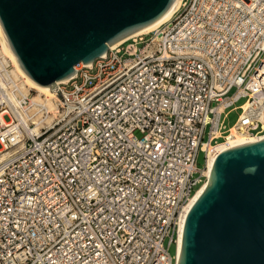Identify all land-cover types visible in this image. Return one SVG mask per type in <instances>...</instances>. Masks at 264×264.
I'll return each instance as SVG.
<instances>
[{
  "label": "built area",
  "instance_id": "built-area-1",
  "mask_svg": "<svg viewBox=\"0 0 264 264\" xmlns=\"http://www.w3.org/2000/svg\"><path fill=\"white\" fill-rule=\"evenodd\" d=\"M7 67L0 264H174L180 210L228 113L264 135V0H180L156 29L78 63L56 116Z\"/></svg>",
  "mask_w": 264,
  "mask_h": 264
},
{
  "label": "water",
  "instance_id": "water-1",
  "mask_svg": "<svg viewBox=\"0 0 264 264\" xmlns=\"http://www.w3.org/2000/svg\"><path fill=\"white\" fill-rule=\"evenodd\" d=\"M175 1L0 0V26L22 71L54 89L78 63L153 24ZM174 264H264V137L215 155Z\"/></svg>",
  "mask_w": 264,
  "mask_h": 264
},
{
  "label": "bare ground",
  "instance_id": "bare-ground-1",
  "mask_svg": "<svg viewBox=\"0 0 264 264\" xmlns=\"http://www.w3.org/2000/svg\"><path fill=\"white\" fill-rule=\"evenodd\" d=\"M179 3H180V0H176L174 2L173 6L170 8V10L164 16H162L159 20H157L153 24H151V25L147 26L146 28L136 32L133 35L144 34V33H147V32H150V31L156 29L159 25L166 22L172 16L173 12L178 8ZM123 40H121V41H123ZM121 41L114 43L109 47H112V46L120 43ZM0 47H1L0 51L3 54V56L6 57L13 66V70H11V72H9L8 74H9V76L13 77L14 80H12V81H14V83L16 84L19 91L22 94L27 95V92L30 89L34 90L35 93L37 94L31 98V100L34 102H41L43 99H39V96L43 95L44 98L46 99L47 106H48L49 110L52 112V116H56L57 112H58V109L54 103V100L56 99V95H55L56 86L60 82L67 81L68 78L57 82L54 89H50V88L44 87V86H39L36 83H34L19 67L17 60H16V57L11 52V50L7 44V41L5 39V36L3 34L1 26H0ZM0 66H3L1 62H0ZM22 90H24L25 93H23ZM262 120L264 123V110L262 112ZM263 137H264V135H256V136L255 135H249L246 132H244L243 130L242 131L237 130L236 125H232L230 127V133L226 137V140L217 142L216 144H210L208 147H206L207 151H208L207 152L208 158H207V162H206V167L203 170L204 175L206 177H209L214 157L221 150L229 148V147L234 146L236 144H245L248 142H254V141L262 139ZM206 184H207V178L197 187V190L195 191V193H193V195L189 198L187 203H185L183 205L182 209L180 210L179 235H178V245H177V256H176V258L178 257L179 252H180L182 226L184 223L186 213H187L189 207L191 206V204L195 201V199L201 193L203 188L206 186Z\"/></svg>",
  "mask_w": 264,
  "mask_h": 264
},
{
  "label": "rangeland",
  "instance_id": "rangeland-1",
  "mask_svg": "<svg viewBox=\"0 0 264 264\" xmlns=\"http://www.w3.org/2000/svg\"><path fill=\"white\" fill-rule=\"evenodd\" d=\"M164 25H166V24H164ZM0 48H1V47H0ZM0 62L2 63V65H7V66H8V67H7V69H8V73L11 72V70H13V66H12V64L10 63V61H9L6 57L3 56V54L1 53V51H0ZM10 78H11L12 80H14L12 76H10ZM16 81H17V80H16ZM22 91H23V93H25L24 90H22ZM232 91H233V90H231V92H232ZM28 92H29V91H28ZM28 92H27V94H28ZM30 95H31V98H32L33 96H35V95H37V94L35 93V91H31V94H30ZM42 97H43V95H42V96H39V99H42ZM39 99H38V100H39ZM243 101H244V99H240V100L237 102V105H238V104H241ZM239 112H240V110H231V111L228 113L227 118L224 120V121H225V124H226L227 127H228V126H231V125H233V124L235 123V121H236V119H237V116H238ZM203 164H204V155H203V153L199 152V153L197 154V158H196V165H197L198 167H203ZM169 250H170V252H173V251H174V244H171V245H170Z\"/></svg>",
  "mask_w": 264,
  "mask_h": 264
},
{
  "label": "trees",
  "instance_id": "trees-1",
  "mask_svg": "<svg viewBox=\"0 0 264 264\" xmlns=\"http://www.w3.org/2000/svg\"><path fill=\"white\" fill-rule=\"evenodd\" d=\"M232 126V125H231Z\"/></svg>",
  "mask_w": 264,
  "mask_h": 264
}]
</instances>
